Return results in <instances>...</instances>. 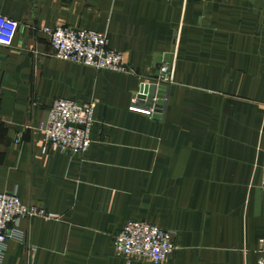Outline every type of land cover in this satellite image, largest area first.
<instances>
[{
	"label": "crops",
	"instance_id": "obj_1",
	"mask_svg": "<svg viewBox=\"0 0 264 264\" xmlns=\"http://www.w3.org/2000/svg\"><path fill=\"white\" fill-rule=\"evenodd\" d=\"M0 15L21 26L0 46V193L58 218L21 220L3 264H127L114 237L136 221L177 233L164 264L257 263L264 0H0ZM42 27L105 34L134 75L55 59ZM143 84L169 88L159 121ZM62 99L96 103L85 154L39 131Z\"/></svg>",
	"mask_w": 264,
	"mask_h": 264
},
{
	"label": "built area",
	"instance_id": "obj_2",
	"mask_svg": "<svg viewBox=\"0 0 264 264\" xmlns=\"http://www.w3.org/2000/svg\"><path fill=\"white\" fill-rule=\"evenodd\" d=\"M20 28L17 21L0 15V46L11 47ZM41 31L48 36L53 57L57 60L96 71L134 75L126 54L110 49L105 34L66 27H42ZM158 82H173L167 68H162V77ZM133 102L137 104L138 101ZM95 109L94 102L81 104L71 100H56L48 111V119L39 129L45 135L46 144L71 155L87 153L93 143L91 133ZM16 142L21 143L19 137ZM262 171L261 187L264 189V162ZM32 218L58 220L40 206L24 205L17 191L0 193V264L4 263L8 243L15 239L22 240L19 222ZM176 237V232L151 223L129 222L114 237L115 253L124 258L127 264H164L179 249ZM256 264H264V240Z\"/></svg>",
	"mask_w": 264,
	"mask_h": 264
},
{
	"label": "water",
	"instance_id": "obj_3",
	"mask_svg": "<svg viewBox=\"0 0 264 264\" xmlns=\"http://www.w3.org/2000/svg\"><path fill=\"white\" fill-rule=\"evenodd\" d=\"M168 87L164 85L155 84H143L140 94L138 96L139 100L146 101V103L151 107L153 105V118L157 121L161 120L166 108V100ZM157 100L156 104H153L154 100Z\"/></svg>",
	"mask_w": 264,
	"mask_h": 264
},
{
	"label": "rangeland",
	"instance_id": "obj_4",
	"mask_svg": "<svg viewBox=\"0 0 264 264\" xmlns=\"http://www.w3.org/2000/svg\"><path fill=\"white\" fill-rule=\"evenodd\" d=\"M210 111V110H209ZM210 112H212V111H210ZM241 113V112H240Z\"/></svg>",
	"mask_w": 264,
	"mask_h": 264
}]
</instances>
